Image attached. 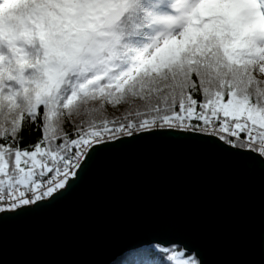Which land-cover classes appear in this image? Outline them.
I'll return each mask as SVG.
<instances>
[{
	"label": "snow or ice",
	"instance_id": "snow-or-ice-1",
	"mask_svg": "<svg viewBox=\"0 0 264 264\" xmlns=\"http://www.w3.org/2000/svg\"><path fill=\"white\" fill-rule=\"evenodd\" d=\"M159 130L264 159V0H0V213L62 194L97 146Z\"/></svg>",
	"mask_w": 264,
	"mask_h": 264
},
{
	"label": "water",
	"instance_id": "water-1",
	"mask_svg": "<svg viewBox=\"0 0 264 264\" xmlns=\"http://www.w3.org/2000/svg\"><path fill=\"white\" fill-rule=\"evenodd\" d=\"M136 135L97 146L54 199L0 213V264H112L150 244L264 264V159L206 134Z\"/></svg>",
	"mask_w": 264,
	"mask_h": 264
},
{
	"label": "trees",
	"instance_id": "trees-1",
	"mask_svg": "<svg viewBox=\"0 0 264 264\" xmlns=\"http://www.w3.org/2000/svg\"><path fill=\"white\" fill-rule=\"evenodd\" d=\"M197 99H199V96H197ZM127 107V105H121L119 107L107 106L106 112L109 118L122 116ZM73 119L78 124L81 121L88 119V117L87 115H81L79 117H74ZM37 123H39V121H37ZM65 131H70L67 124L65 125ZM70 134L72 133L70 132ZM20 136L24 138L23 143H21L20 146L25 147L28 145H34L40 139V132L35 129V126H33L30 133L21 132ZM173 251L182 252L184 256H191L192 259L196 261V264H199L195 254L184 250L182 246H163L161 244H150L135 251L128 252L123 257L115 260L112 264H144L146 260L151 261L152 264H175V261L172 259Z\"/></svg>",
	"mask_w": 264,
	"mask_h": 264
},
{
	"label": "rangeland",
	"instance_id": "rangeland-1",
	"mask_svg": "<svg viewBox=\"0 0 264 264\" xmlns=\"http://www.w3.org/2000/svg\"><path fill=\"white\" fill-rule=\"evenodd\" d=\"M258 75H259V74H258ZM184 258H185V259H189V258L192 259L191 256H184ZM192 260H193V259H192ZM195 262H196V261H195Z\"/></svg>",
	"mask_w": 264,
	"mask_h": 264
}]
</instances>
